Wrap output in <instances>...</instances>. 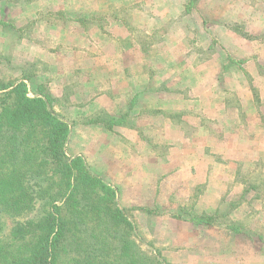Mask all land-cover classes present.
<instances>
[{"label": "rangeland", "instance_id": "1", "mask_svg": "<svg viewBox=\"0 0 264 264\" xmlns=\"http://www.w3.org/2000/svg\"><path fill=\"white\" fill-rule=\"evenodd\" d=\"M123 68L141 89L136 99L124 92L121 77L120 95L111 84L117 76L105 75L111 69L121 75ZM22 79L30 97L46 96L50 108L69 124L67 156H82L94 174L116 189L141 251L165 264H264V135L257 136L264 128V0H0V81ZM99 95L110 96L121 112L97 108L93 99ZM186 103L189 111L180 118L170 112ZM156 105H166L168 112L154 110ZM218 106L226 108L222 126L212 117ZM122 114L136 143L103 138L101 146L95 136L86 139L103 135L115 122L121 125ZM168 119L183 136L174 145L164 138ZM93 122L100 126L89 133ZM199 127L207 143L201 148L195 146ZM228 134L236 136L231 143ZM237 139L259 145L258 154L243 155V149L214 153L231 150ZM89 148L101 150L91 156ZM121 148L129 155L124 162ZM180 155L185 163L176 161L172 171L182 164V178L175 183L180 187L167 195V204L151 213L126 205L128 199L150 200L163 182L160 161ZM198 158L205 159L206 171L197 169L207 184L215 180L222 197L219 206L211 207L217 212L210 224L196 226L193 217L213 215L201 212L206 188H191L198 175L196 167L188 171L186 166ZM139 170L158 173L155 181L149 174L137 181L151 187L148 197L130 191ZM165 174L163 179L172 176ZM184 181L189 183L183 187ZM243 204L247 207L239 210ZM170 216H177L181 237ZM9 225L7 220L0 241L10 240L5 236Z\"/></svg>", "mask_w": 264, "mask_h": 264}, {"label": "trees", "instance_id": "2", "mask_svg": "<svg viewBox=\"0 0 264 264\" xmlns=\"http://www.w3.org/2000/svg\"><path fill=\"white\" fill-rule=\"evenodd\" d=\"M69 132L46 96L0 81V264H165L139 249L116 189L67 156Z\"/></svg>", "mask_w": 264, "mask_h": 264}, {"label": "crops", "instance_id": "3", "mask_svg": "<svg viewBox=\"0 0 264 264\" xmlns=\"http://www.w3.org/2000/svg\"><path fill=\"white\" fill-rule=\"evenodd\" d=\"M125 54L123 55L124 59H125V56H127ZM56 59L58 60L57 57H56ZM63 59H65L64 56H63ZM124 67H125V65H124ZM126 71H127L126 68H123L121 70V72L123 74L119 75L117 72H114V69H113V71L111 69L109 71V73L105 72V75L106 76L111 75L112 77H116L117 76L116 78H112L111 79V84H112V88L114 89V91L117 94H120V95H121V88H120L121 86L119 85V81H118L117 78L121 77V84H124L123 88L126 86L124 92L125 93L126 92L127 93H133L134 95L132 97H130V99H136L135 95L136 94H140L139 91H141V89L139 88L138 85L130 83L132 81V76H134V74H131L130 72H126ZM92 74H93V76H95L94 72ZM24 82H25V80H24ZM106 82L108 83V84H106L107 90L111 89V88H108V87H110V84H109L108 80ZM96 85H98V83ZM91 87H94V86H92V84H91ZM126 88H127V90H126ZM93 100L95 102V105H97L96 107L100 108L101 110H103L107 114L112 113V109L114 111L118 112L117 114H119V112H121V110L119 111V106H117V104H112V101L110 100V96H108V95H101V96L99 95V96L94 97ZM179 105H181V104H179ZM135 106H136V104H135ZM156 107L157 108H154V110H159V111H167L168 110V107L166 105H164V107L161 106V105L160 106L156 105ZM175 108H176L175 110H172L170 112L173 113V111H174V113H178L177 115H178L179 118L181 116L180 113L182 114V111L183 112L184 111H189V106H188L187 103L185 104L184 107L181 105L179 107L175 106ZM128 109L130 110V107ZM156 113H160V112H156ZM117 114H112V115H117ZM225 114H226V108L223 107V106H218L217 107V112H214V114L212 115V117L214 118V121L217 122L218 126H222L223 125L222 119L226 118ZM124 116H125L124 114H122V116H119L120 118L118 120L121 121V125H118L119 122H117V123L115 122V123H113L114 127L112 129H107L106 131H104L106 133H103V130H102V132H100L103 135H101V134L99 136L91 135V136H88L86 139L88 140V139L92 138L93 136H95L100 141L101 140L106 141L103 138H106V139L115 138V139H117L118 137H123L125 139H128L131 142L136 143V141H137L136 134H134V132H133L131 127L126 126L127 120H126V116L125 117ZM169 116L170 115H168L167 118ZM181 119L184 120V117L181 118ZM168 120H169L168 122L164 123L165 124L164 138L171 145H174L175 143L179 142V140H181V139L183 140V136H180L178 133H176L177 132L176 131L177 127H176L175 124H177V123L171 122L170 119H168ZM99 126H100L99 122H93V123H91V125L89 127H87V130H88L89 133H95L98 130ZM202 130H204V129H202ZM202 130L199 127V129H197V131H196L197 132L196 133V135H197V143L195 144V146L199 147V148L205 147L207 145L206 139H205L206 137H205V134H204V132ZM260 132L261 133H258L257 136H259L260 134L264 135V128L263 127H261ZM116 134H119V135H116ZM223 134H225V133H223ZM232 136H234V138L236 139V136L233 135V134L231 136L228 134L227 139L225 137V139L228 141V143L229 142L231 143V139L232 140L234 139V138H232ZM237 142H238V144H236L235 146L231 145V147H232L231 150L226 147L227 148L226 150H219V151H215L214 153H218L219 155H221L223 152H226L225 154L227 155L228 153H230V154L231 153H237V149H243L242 150V154L243 155H246V153L247 154L251 153V154H254V155L258 154V153H255V152L259 151V149H258L259 145L257 146V144H256V146H255L253 144L254 143L253 141L248 140V142H243V140L237 139ZM263 143H264V141H262V143L260 144L262 149H263V146H264ZM104 144H105V142H102L101 146H104ZM254 146H255V148H254ZM89 147H91V146H89ZM215 148H216V146H215ZM100 150H93L92 148H89V149H87V152H88V155H91V156L92 155H96L97 156V154H99ZM171 150H173V149H171V148L169 149L171 155H173ZM121 151L123 153L121 157L123 158L122 160L124 162V161H126V159H124V158H126L129 155H128V153H126V151L122 150V148H121ZM182 155H186L189 158L195 157L191 153L187 155L186 152H184V151H182ZM195 155H198V153L196 151H195ZM183 157H185V156H183ZM183 157H181V155L177 156V159L173 158V159L169 160V162H165V161L161 160L159 164L164 167L163 168L164 172H163V174L161 175L160 178H162L163 182L159 185V187H157V193H155L153 197L151 196L150 200H148L145 203H144V201L136 202L135 200L133 201L131 199H128L127 201H125L126 205H129V206L130 205L140 206L141 210H146L147 212L151 213L152 211L154 212L155 208L159 209V208L162 207V205L167 204V202H168L167 195L174 193V191L179 189V187H180V186L176 187L175 183H178V181L182 178V173H183L182 172L183 171L182 170V164L185 163ZM202 160L203 161H201L198 158L196 161H194V160L190 161V159H189V165L187 164L188 166H186V168L188 167L187 169H188V171H190L191 168H195L196 167V171H197V175H198L197 176L198 181L195 182L193 184V186H191V188H193V187H196V188L197 187H203L204 189L206 188L204 190L203 194L200 197V201H201L200 205L202 206V208H201L202 211L201 212L208 213V211H210V212H212V214L214 216H216V212H217L216 209L212 211L211 207L214 206L216 208L217 205L218 206L220 205L222 195L217 190V187H216V184H215L216 183L215 180H212V182L210 181V183L207 184L208 181L205 180V174L202 172V169H205V171H206V164H205L206 162L204 163L205 159H202ZM176 161H178L179 163H182V164H181L180 168H178V171L175 172V174H172L174 165H178V163H176ZM138 162L141 163V165L144 163L143 161H138ZM168 167H170L169 170H167ZM197 167H200L202 169H197ZM149 173L150 172H148V171L139 170L138 173L136 172V177L133 176L131 178V181H133V182L136 180V183H133L134 184L133 188H130V191H132L131 193H134L132 195H142V196H147V197L149 196V193H148L149 190H147V189H149L151 187L147 186L146 184H143L141 182L137 184V181L140 180L139 177H142V176L147 177V175ZM164 173L170 174L172 176H170L169 178L163 179ZM157 174H158L157 172H153V174H149V179L150 180L153 179L155 181V179H158V175ZM169 180L172 182V184L169 182ZM174 181H176V182H174ZM184 182L185 183H184L183 187L187 183H189V181H184ZM206 184H207V186H206ZM188 185H190V184H188ZM198 185H200V186H198ZM152 194H153V192H152ZM246 207L247 206L245 204H243L238 209L240 210V209L246 208ZM238 209H237V211H238ZM209 216H211V215H209ZM169 218H170L169 221L176 222V224H178V230H177L176 236H177V238L179 236L181 237V234L179 233V231H180V228H182V227L179 225V222L176 221L177 220V216H176V218H175V216L174 217L170 216ZM193 224H195V223H193ZM195 225L198 226L200 224H198V225L195 224Z\"/></svg>", "mask_w": 264, "mask_h": 264}]
</instances>
